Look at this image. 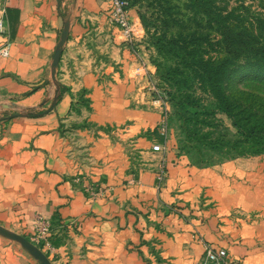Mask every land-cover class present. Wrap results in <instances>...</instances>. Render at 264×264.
Segmentation results:
<instances>
[{
	"label": "crops",
	"instance_id": "0c3cea01",
	"mask_svg": "<svg viewBox=\"0 0 264 264\" xmlns=\"http://www.w3.org/2000/svg\"><path fill=\"white\" fill-rule=\"evenodd\" d=\"M108 2H6L11 41L8 56L0 55V117L4 104L35 111L54 106L37 117L0 119V225L31 239L41 218L48 231L35 245L52 264H196L205 244L225 249L227 264H264V159L198 166L170 145L148 151L162 146L163 138L151 144L136 133L155 126L159 115L135 102L145 93L143 69L153 68L137 37L127 41L110 25ZM66 20L68 38L52 79V56ZM102 75L108 80L100 82ZM81 92L91 107L88 121L135 129L125 136L137 163L106 134L92 138L89 154L98 164L86 172L100 187L96 196L76 183L75 174L85 171L61 145V124ZM153 152H161L157 160ZM182 207L193 208L194 218L182 222L167 212ZM6 258L4 264H22L11 253Z\"/></svg>",
	"mask_w": 264,
	"mask_h": 264
},
{
	"label": "rangeland",
	"instance_id": "374dc122",
	"mask_svg": "<svg viewBox=\"0 0 264 264\" xmlns=\"http://www.w3.org/2000/svg\"><path fill=\"white\" fill-rule=\"evenodd\" d=\"M7 1L0 0V15L3 22L6 16V11L3 9ZM125 1L127 2L126 7L131 31L133 32L132 36H136L137 41L141 42L142 49L148 54L147 62L153 68L151 70L143 69V80L140 81V87L144 89L145 93H142L144 97L140 99V102H135V104L140 105L141 108L148 109V112H155L159 115L155 126L136 133L139 138L151 144H154V141H158L160 139L158 137L160 136L159 122L163 117H166L168 136L163 139V152L170 145L171 148L178 152L187 154L186 156L190 163L198 166L220 164L237 157L258 156L260 159H264V152L258 155H233L241 149L235 150L234 148L237 130L233 127L231 120L217 109L212 96L200 86L199 82L191 76L188 70L180 68L183 74L177 73L175 79H180V81L176 84L175 79L166 73V68L177 65L181 67L182 64L177 62L171 52L167 54L159 53L155 47L157 37H170L179 33L187 34L196 31L207 35L209 42L203 44L205 51L216 60L224 57H233L227 53L224 44L221 43V36L217 30L205 25L204 22L197 25L193 21L188 20L186 11L182 7V1H174L176 3L167 5L165 11L158 7L155 0ZM239 3L234 0H229L227 3L228 11H232L233 15L236 16L232 22L233 25L237 28L246 26L250 29V23H257L256 18H259L260 23L264 25V0H244L243 5L245 8ZM108 5L107 11L110 25L119 28L123 33L122 28L110 17L109 2ZM129 12L132 13L135 19H131ZM173 19L181 20V22L178 23ZM135 26L139 29H135ZM4 28V33L0 34V39L3 40L0 49L5 46L9 47L11 41V33H9L5 24ZM124 38H126L125 35ZM128 39L126 38L127 41ZM261 67H264V62H258L249 54H242L231 60L224 76L225 92L232 99L247 106L258 108L259 111L264 109V68ZM98 80L105 82L108 79L102 75L99 76ZM2 109L3 115L1 117H6V119L13 118L9 117L13 113L24 114L27 111L26 109L18 108L15 103L4 104ZM35 109L41 113L45 111L40 108ZM90 111L89 99L84 96V93L81 92L74 96L70 108L64 117L69 120L67 123L61 124L60 136L63 138L61 144L63 153L68 155L74 165L80 167L79 171H85V173L78 172L75 174L76 183L84 192L96 196L100 193V187L91 181L90 172H86V168L90 169L92 164H98L89 154V147L93 142L92 138L95 139L102 133L106 134L107 139L120 144L122 152H124L128 158L127 160L131 163H137L139 157L136 156L138 154H133L132 152L134 144L131 137L125 136L135 131L130 124L125 123L119 129L109 125L98 126L87 120ZM120 135H123V139L120 138ZM89 139L91 141H88ZM151 149L150 147L148 151H152ZM152 154L155 155L157 160L161 152H153ZM182 210V212H178L169 208L167 212H173L178 215L182 222H185L186 219L194 218L193 208L190 210L187 207H182ZM29 240L31 241V239ZM153 252L155 253L154 250ZM8 253L16 256L17 262L22 264H39L18 242L0 236V264L5 263ZM157 259L159 258L157 257Z\"/></svg>",
	"mask_w": 264,
	"mask_h": 264
},
{
	"label": "trees",
	"instance_id": "16d2710c",
	"mask_svg": "<svg viewBox=\"0 0 264 264\" xmlns=\"http://www.w3.org/2000/svg\"><path fill=\"white\" fill-rule=\"evenodd\" d=\"M158 7L166 10L167 5H172L182 1V7L185 9L187 19L197 25H205L215 28L221 36V43L224 44L228 54L233 57H224L216 60L205 51L203 44L209 42L206 34L192 31L187 34L179 33L170 37H157L155 47L157 52L167 54L172 53L177 62L182 66H168L166 73L171 78H176L177 73L183 74L180 68L188 70L191 76L196 79L200 86L207 91L215 101L217 109L224 113L237 130V139L235 140L234 156L258 155L264 152V109L247 106L232 99L224 90V76L226 68L231 60L249 54L258 62H264V25L259 18H256L255 24L251 28L244 26L237 28L233 25L236 16L232 11H228L227 3L229 0H155ZM176 1V2H174ZM243 5L244 0H234ZM245 8V6H244ZM163 12V11H162ZM178 23L181 20L173 19ZM255 25V26H254ZM264 68V67H261ZM176 84L180 79H175ZM42 80L32 84V89L44 85ZM57 96V100L60 98ZM188 97V95H186ZM194 100V99H193ZM41 112L28 109L25 115L28 117H37ZM6 119V117H0Z\"/></svg>",
	"mask_w": 264,
	"mask_h": 264
},
{
	"label": "built area",
	"instance_id": "2783aa9c",
	"mask_svg": "<svg viewBox=\"0 0 264 264\" xmlns=\"http://www.w3.org/2000/svg\"><path fill=\"white\" fill-rule=\"evenodd\" d=\"M110 3L109 14L113 21L118 24L126 38H130L132 35L131 26L129 22L128 12L125 0H108ZM4 10V9H3ZM4 22L2 16L0 15V34L4 33ZM9 54L8 47H2L0 49V55L6 57ZM159 134L161 138L165 139L168 136V124L166 117H163L159 122ZM162 146L160 144H155L152 146L153 151H160ZM163 171H161L159 179H162ZM36 232L31 238V242L38 244L41 242L46 232L48 231V226L45 221L41 218L36 220L35 226ZM227 253L223 248H215L209 244L204 245V253L201 259L196 264H227L226 261Z\"/></svg>",
	"mask_w": 264,
	"mask_h": 264
},
{
	"label": "water",
	"instance_id": "95a60500",
	"mask_svg": "<svg viewBox=\"0 0 264 264\" xmlns=\"http://www.w3.org/2000/svg\"><path fill=\"white\" fill-rule=\"evenodd\" d=\"M68 32H69V21L66 20L63 24V28L60 33L59 40L55 46V50L52 56V62H51L52 79L55 78V70L58 65V61L62 52V47L68 38ZM53 106L54 104L49 106L46 109V111L40 114H44L45 112L51 110ZM17 116H23V113H13L9 117H17ZM0 236L18 242L23 249H25L34 259H36L39 262V264H52L47 258V256L44 254V252L38 246L32 243L27 237L20 235L14 231H11L1 225H0Z\"/></svg>",
	"mask_w": 264,
	"mask_h": 264
}]
</instances>
